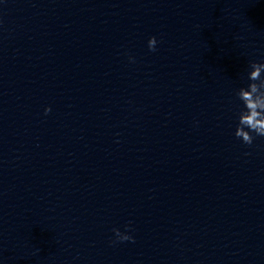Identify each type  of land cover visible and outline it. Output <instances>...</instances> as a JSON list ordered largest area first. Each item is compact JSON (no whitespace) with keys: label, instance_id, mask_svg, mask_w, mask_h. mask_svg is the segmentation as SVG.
<instances>
[{"label":"clouds","instance_id":"clouds-1","mask_svg":"<svg viewBox=\"0 0 264 264\" xmlns=\"http://www.w3.org/2000/svg\"><path fill=\"white\" fill-rule=\"evenodd\" d=\"M157 39L155 36L148 40V48L155 51ZM130 60L133 58L130 57ZM134 62V60H133ZM248 72L247 87H240L236 91L237 98L242 102L243 109L238 114V124L235 130V136L242 140L246 145H252L256 137H264V62H251ZM51 109L46 108L47 114ZM125 232L119 229H113L115 242L134 241V238L128 233L131 231L129 225L125 226Z\"/></svg>","mask_w":264,"mask_h":264}]
</instances>
